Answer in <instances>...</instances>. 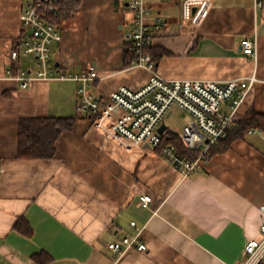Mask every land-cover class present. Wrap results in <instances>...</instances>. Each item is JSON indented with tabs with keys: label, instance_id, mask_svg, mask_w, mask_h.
Returning <instances> with one entry per match:
<instances>
[{
	"label": "crops",
	"instance_id": "crops-1",
	"mask_svg": "<svg viewBox=\"0 0 264 264\" xmlns=\"http://www.w3.org/2000/svg\"><path fill=\"white\" fill-rule=\"evenodd\" d=\"M30 1L0 0V264H241L264 220V133L252 129L232 139L183 177L155 148L127 146L80 115L78 82L20 87L5 75L36 68L31 56L11 58ZM129 1L81 0L78 11L56 23L62 37L51 45L52 63L64 74L94 66L90 91L104 99L121 85L140 88L152 74L125 62ZM146 4L153 32L148 52L159 76L225 81L254 75L234 127L251 112L264 115V7L254 0ZM244 38L256 40L255 57L241 50ZM220 110L228 113V102ZM41 117L74 123L58 137L52 157H20V119ZM144 194L151 196L146 206ZM138 230L145 251L107 248Z\"/></svg>",
	"mask_w": 264,
	"mask_h": 264
},
{
	"label": "built area",
	"instance_id": "built-area-1",
	"mask_svg": "<svg viewBox=\"0 0 264 264\" xmlns=\"http://www.w3.org/2000/svg\"><path fill=\"white\" fill-rule=\"evenodd\" d=\"M254 5L264 7V0H254ZM128 6L133 13V26L127 37L135 54L132 65L143 66L152 73L140 88L121 85L104 99L90 91L91 83L97 79L94 66H89L80 74L58 72L50 56L51 45L62 37L59 26L48 19L50 14L58 12L53 0H31L20 14L24 34L19 47L11 52V58L17 60L20 54L31 56L36 68H20L15 75L7 70L5 77L18 81L22 88L38 80L78 82L76 111L94 118L97 126L127 146L147 144L156 149L164 134H160L158 128L166 111L171 107L185 111L191 116V121L182 127L180 142L186 149L199 151L197 157L186 159L172 144L162 147L159 155L176 167L183 177L189 176L209 160L211 148L226 137L228 128L235 125L237 112L256 78L254 75L225 81L162 78L155 71L156 62L147 51L153 40L148 23L151 9L146 0H131ZM154 21L159 24L160 18L156 16ZM256 45V40H241L243 53L253 57L256 56ZM223 102H228V113L220 110ZM106 122L108 126L104 125ZM2 172L0 168V174ZM150 201V195L140 196L143 205H148ZM259 210L264 216V202ZM131 225L134 226L135 222ZM139 237L138 230L119 241L109 242L107 248L118 254L131 248L145 251L147 247ZM244 253L241 264H259L264 260V220L259 224L258 236L245 245Z\"/></svg>",
	"mask_w": 264,
	"mask_h": 264
},
{
	"label": "trees",
	"instance_id": "trees-1",
	"mask_svg": "<svg viewBox=\"0 0 264 264\" xmlns=\"http://www.w3.org/2000/svg\"><path fill=\"white\" fill-rule=\"evenodd\" d=\"M58 6L56 14H50L48 19L57 23L65 15L76 12L81 7V0H53ZM151 47L147 49L150 51ZM125 62L130 65L135 58L134 52L131 50L129 43L125 45ZM74 118L61 117H41V118H22L19 121L18 133V154L23 158H41L46 159L53 156L55 151V142L64 131L70 130L73 126ZM256 129L264 133V115L251 112L241 119L234 127H230L226 131V137L217 145L223 143L222 148L213 147L209 151V156L218 150L228 147L230 141L236 137L243 136L250 130ZM172 144L177 152L186 159L193 160L197 157L199 151L186 149L180 142L177 134L166 130L162 135V141L156 150L159 152L162 147ZM259 264H264V260Z\"/></svg>",
	"mask_w": 264,
	"mask_h": 264
},
{
	"label": "rangeland",
	"instance_id": "rangeland-1",
	"mask_svg": "<svg viewBox=\"0 0 264 264\" xmlns=\"http://www.w3.org/2000/svg\"><path fill=\"white\" fill-rule=\"evenodd\" d=\"M59 101V98H56ZM191 121V116L185 111L171 107L168 109L163 117L164 123L169 131L174 134L181 135L182 127Z\"/></svg>",
	"mask_w": 264,
	"mask_h": 264
},
{
	"label": "water",
	"instance_id": "water-1",
	"mask_svg": "<svg viewBox=\"0 0 264 264\" xmlns=\"http://www.w3.org/2000/svg\"><path fill=\"white\" fill-rule=\"evenodd\" d=\"M166 128H167L166 125L164 123H161L160 126H159V128H158V132L160 134H163L164 131L166 130Z\"/></svg>",
	"mask_w": 264,
	"mask_h": 264
}]
</instances>
